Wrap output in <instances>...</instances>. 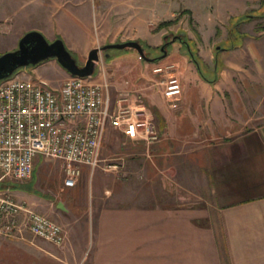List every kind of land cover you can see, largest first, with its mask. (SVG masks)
I'll return each mask as SVG.
<instances>
[{
    "label": "crops",
    "instance_id": "0c3cea01",
    "mask_svg": "<svg viewBox=\"0 0 264 264\" xmlns=\"http://www.w3.org/2000/svg\"><path fill=\"white\" fill-rule=\"evenodd\" d=\"M51 1L48 32L66 40L75 54L127 40L160 45L153 31L166 8L161 0ZM67 5L71 11L64 10ZM243 23L255 25L243 31L237 47H230L227 30L217 43L226 42L223 49L204 52L205 71L213 76L206 75L215 76L214 83L182 56L164 62L176 65L168 73L153 72L158 61L115 59L135 66L129 83L118 89L139 86L159 141L149 145L109 126L106 132L115 129L125 139L120 170L81 165L74 186L59 177L61 160L37 156L26 180L33 185L8 186L6 192L60 221L66 240L57 246L27 230L0 236V264H264V17ZM46 61L17 73L48 80L38 70ZM54 69L59 86L51 87L60 89L70 75L57 62ZM170 75L183 88L174 98L153 86ZM104 80L93 76L94 82ZM180 196L199 201L177 203Z\"/></svg>",
    "mask_w": 264,
    "mask_h": 264
},
{
    "label": "built area",
    "instance_id": "2783aa9c",
    "mask_svg": "<svg viewBox=\"0 0 264 264\" xmlns=\"http://www.w3.org/2000/svg\"><path fill=\"white\" fill-rule=\"evenodd\" d=\"M174 68V63H158L153 72L168 73ZM153 86L160 87L169 98L179 96L183 89L175 75L157 80ZM112 88L111 82H94L93 76L70 75L60 89L22 78L18 73L1 80L2 178L30 179L35 158L41 155L61 160L65 184L74 186L81 175V165L93 169L101 166L109 126L122 128L128 137L149 145L159 141L160 131L141 89H117L113 96ZM121 162L110 166L121 167ZM24 230L57 246L66 240L60 223L0 191V236L18 237Z\"/></svg>",
    "mask_w": 264,
    "mask_h": 264
},
{
    "label": "rangeland",
    "instance_id": "374dc122",
    "mask_svg": "<svg viewBox=\"0 0 264 264\" xmlns=\"http://www.w3.org/2000/svg\"><path fill=\"white\" fill-rule=\"evenodd\" d=\"M176 1L177 0H161V4L164 3L166 8L164 12L160 13L158 22L156 21V17L154 18V21L157 23L154 22L156 28L153 31L158 34L160 45L153 47L154 49H152V52L149 50L150 52L148 51L147 53L149 56L160 55L162 53L160 46L170 40L175 34H182L186 40L188 39L190 41L197 57L203 61L205 57L204 52L208 49L216 53V46H226V42L224 44L217 43L227 34L232 17L242 15L245 12L252 11L261 6V0H178L177 2L179 3ZM63 8H65L64 10L71 11L69 5ZM173 10L176 11L173 15L169 16ZM53 11H55V7L51 0H0V54L17 48L19 39L28 31V28L38 29L41 27L43 33L49 40L58 38V36L53 37V35L48 32L49 27L52 26L51 23H48L51 17L49 14H52ZM59 13H61V11H59ZM172 19H174V22L165 23ZM256 22L259 24L261 21L258 20ZM70 25L71 24H69V26ZM254 25V23H251L252 27ZM252 27H249V24L240 23V26L237 28L243 32L251 30ZM163 32L164 34L162 35ZM166 35H168V38L165 39ZM167 49L169 54L167 57L158 61V63L168 62L169 59L182 56L186 57L191 64H194L190 57L189 49L180 41H176L175 44L171 43L167 45ZM74 56L78 59L80 65H84L88 57V55L83 56L81 53L75 54V52ZM209 57H212V54L211 56L209 55ZM118 58H122L125 63H133L130 59H136L140 62H142V60L143 62L145 61V59L139 57V53L134 47H129L128 49H108L106 52L103 51L101 53V60L97 64L94 74H101L105 77V80L113 83L114 92L121 86L120 83L125 84V81L129 80V78H131L130 76L135 74V66L133 64L130 66L121 65L114 61ZM53 60L59 64L56 59L51 58L38 67L39 72H43L48 80L38 78L33 79L34 81H41L50 87L54 85L59 86V73L54 69L56 62ZM146 61L144 63H146ZM151 64L149 66H151ZM32 66L34 65L26 67L31 68ZM26 67L19 68L15 73ZM127 69L130 70L127 71ZM205 72L213 76L211 72ZM106 133L105 135H107V138H104L102 150L104 152L107 151L108 155L104 159L101 153L103 161L99 168L120 170V166L111 167L110 165H119L121 162L120 158L126 155L125 151H120L122 146L123 148L125 147V139L119 136L115 129H110ZM128 157L129 155L127 158ZM133 165H135V162H133ZM63 167L64 163L59 162V177L62 175L65 176ZM129 184L131 187L136 186L134 179L130 181ZM29 185H33V183L26 180H16L11 177L2 178L0 173V191L6 192L8 186L12 188H26ZM176 201L180 203L198 202L199 200L193 198L184 199L180 196ZM50 217L57 221L53 216ZM58 223H60V221Z\"/></svg>",
    "mask_w": 264,
    "mask_h": 264
},
{
    "label": "water",
    "instance_id": "95a60500",
    "mask_svg": "<svg viewBox=\"0 0 264 264\" xmlns=\"http://www.w3.org/2000/svg\"><path fill=\"white\" fill-rule=\"evenodd\" d=\"M166 38H168V35L165 36V39ZM176 40L186 44L190 54L193 55L191 46L188 41L184 39V36L175 34L160 47L162 54L156 57L146 56L145 48L139 40H127L92 48L85 64L80 65L78 59L73 55L62 37L49 40L42 31L31 29L21 36L17 48L0 54V81L12 76L21 67L37 65L51 58H55L70 75L92 77L95 73L97 64L101 60V53L103 51L106 52L111 48L127 49L129 47H134L141 55V58L156 62L167 56V45Z\"/></svg>",
    "mask_w": 264,
    "mask_h": 264
},
{
    "label": "trees",
    "instance_id": "16d2710c",
    "mask_svg": "<svg viewBox=\"0 0 264 264\" xmlns=\"http://www.w3.org/2000/svg\"><path fill=\"white\" fill-rule=\"evenodd\" d=\"M255 17H264V0H261V6H260V8L258 10H256V11H248V12H245L244 14H242V15L235 16V17L231 18L230 24H229V29H228L229 30L228 37H229L230 42H231L230 47H232V45L237 47V39L240 38L242 40V38L245 36L244 32H241L240 30L238 31L237 27L240 25V23L246 22V21H248L250 19H253ZM172 22H174V19L169 20V21H167L165 23L168 24V23H172ZM58 37H60V36H58ZM184 39H186V38H184ZM139 41L142 43V45L145 48L146 56H148V57H156L157 56V55L149 56L147 54L148 51L151 50V52H152L153 51L152 49H154V48L151 47V46L149 47V45H147V43H144V41H142V40H139ZM176 41H179V40H176ZM176 41L173 42L172 44H175ZM187 41H188L189 45L191 46V49H192V52H193V55L190 54V57H191L192 61L196 64V66L199 68V72H200L201 76L203 78H205L206 80H208L209 82L214 83L215 80H216V77L214 76V77L210 78V77H208L206 75L204 61H202L201 59H199L197 57V55L195 54V52L193 50V47H192L190 41L188 39H187ZM184 45L186 46V48H188V46L186 44H184ZM219 46L220 47L216 49V53L219 52V49H223L224 48L223 45H219ZM73 55H74V53H73ZM140 57H141V55H140ZM141 59H144V58H141ZM158 61H160V60H158Z\"/></svg>",
    "mask_w": 264,
    "mask_h": 264
},
{
    "label": "flooded vegetation",
    "instance_id": "af4514ba",
    "mask_svg": "<svg viewBox=\"0 0 264 264\" xmlns=\"http://www.w3.org/2000/svg\"><path fill=\"white\" fill-rule=\"evenodd\" d=\"M182 35V34H181Z\"/></svg>",
    "mask_w": 264,
    "mask_h": 264
}]
</instances>
